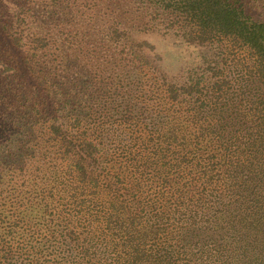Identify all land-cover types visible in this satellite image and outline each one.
Segmentation results:
<instances>
[{"label":"trees","instance_id":"16d2710c","mask_svg":"<svg viewBox=\"0 0 264 264\" xmlns=\"http://www.w3.org/2000/svg\"><path fill=\"white\" fill-rule=\"evenodd\" d=\"M0 264H264V0H0Z\"/></svg>","mask_w":264,"mask_h":264},{"label":"rangeland","instance_id":"374dc122","mask_svg":"<svg viewBox=\"0 0 264 264\" xmlns=\"http://www.w3.org/2000/svg\"><path fill=\"white\" fill-rule=\"evenodd\" d=\"M17 1L23 2L24 0ZM147 37L151 42L154 43L155 49L161 54L165 69H167L171 73L179 70V67L181 66V59L185 58L181 52V49L183 47L179 44L180 42L174 41L170 36L157 33H149ZM186 50L188 56L191 52L187 48L185 49V51Z\"/></svg>","mask_w":264,"mask_h":264}]
</instances>
